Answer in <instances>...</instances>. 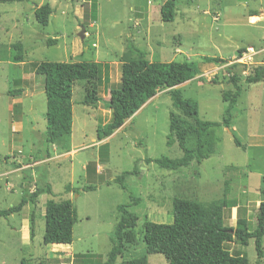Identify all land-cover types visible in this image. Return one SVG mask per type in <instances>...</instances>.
I'll list each match as a JSON object with an SVG mask.
<instances>
[{
    "label": "rangeland",
    "instance_id": "374dc122",
    "mask_svg": "<svg viewBox=\"0 0 264 264\" xmlns=\"http://www.w3.org/2000/svg\"><path fill=\"white\" fill-rule=\"evenodd\" d=\"M165 1L0 3V210L16 206L36 188L49 185L54 194H42L37 206L29 203L20 213L0 218V264H20L22 258L29 262L72 264L76 255L85 254L96 255L104 262L120 219L116 209L119 205H129L128 211L137 218L136 243L128 245L115 264L143 257L148 264H167L161 255H146L145 225L170 224L176 198L200 203L221 199L225 181L230 188L228 198L236 199L239 209L235 213L226 211L224 224L234 228L240 216L249 220L250 229L254 228L257 199L264 200V80L249 84L246 78L260 66L238 67L242 94L232 110L230 128L215 129L219 139L215 153L200 165L192 162L187 168L170 171L145 161L161 157L175 160L181 156L177 143L166 145L169 112L173 110L168 89L158 91L110 138L96 141L97 126L111 119L104 98L120 80V59L129 46L143 51L150 62L197 63L201 73L177 89L183 98L198 104L200 119L218 123L227 108L223 93L234 92L226 68L239 51L264 46V0H176L175 18L170 23L160 18ZM43 4L53 10L46 27L34 18V9ZM15 43L25 49L24 64L10 61V47ZM203 57L223 59L226 63L207 64ZM81 61L103 66L97 83L99 102L84 105L87 84L75 83L71 137L74 147L64 153L45 142L46 98L43 78L35 75L34 66L40 62ZM18 89L22 90L20 96L7 94ZM20 123L22 130L15 128ZM233 137L241 148L235 146ZM104 144L108 153L100 156L99 148ZM90 163L87 173L85 168ZM134 167L139 175L127 177L126 190H122L113 180ZM67 185L78 192L65 194ZM88 186L95 190L82 191ZM50 198L57 202L69 199L77 209L70 245L42 242L45 203ZM31 222L33 239L29 234ZM226 248L233 255L246 257L249 264H256L253 240L246 247L231 243Z\"/></svg>",
    "mask_w": 264,
    "mask_h": 264
},
{
    "label": "trees",
    "instance_id": "16d2710c",
    "mask_svg": "<svg viewBox=\"0 0 264 264\" xmlns=\"http://www.w3.org/2000/svg\"><path fill=\"white\" fill-rule=\"evenodd\" d=\"M25 0H0L3 4L22 3ZM176 0H166L160 8L162 22L174 21ZM53 10L49 4H43L34 9L37 24L46 27L49 24ZM96 15V9H95ZM54 44L53 41H49ZM10 61L23 64L25 49L21 43L10 47ZM241 53V51H239ZM207 64L224 65L226 61L219 58L203 57ZM120 80L109 88L107 108L111 119L96 128V141L101 142L110 138L126 121L131 119L158 91L169 90V97L173 110L169 112V134L166 145L171 147L177 143L181 156L172 160L166 157L146 159V163H155L158 167L170 171L187 168L194 162L200 165L214 153L219 139L215 129L223 126L230 128L232 110L242 94L241 72L239 65L226 68L231 74L229 81L234 92L223 93V101L227 103L225 117L221 123L200 119L198 104L183 98L178 86L183 85L200 73L197 63L183 62H150L146 54L134 47L128 50L120 59ZM102 65L97 62H40L34 66L36 76L43 78V91L46 98V137L45 142L58 147L62 152H70L71 135L73 129V87L76 82L83 81L87 85L84 89V105L99 102L97 95L98 82ZM264 80V67H256L246 78L249 84H256ZM11 97L22 94V90L8 91ZM235 146L241 148V143L233 137ZM100 156L108 153L107 144L99 148ZM92 164L86 166L90 173ZM133 175H139L136 167L131 172H123L113 182L122 190H126L124 180ZM95 187L88 186L84 192L94 191ZM229 183L225 181L223 197L218 200L200 203L187 199H174L172 202V222L170 224L147 223L145 225L143 242L146 255H161L167 264H249L246 257L233 255L227 244L237 243L248 246L254 241L256 264H261L264 257V200L260 202L256 214V223L250 229L249 221L245 217L237 216L234 228L224 224L225 212L234 208L239 209L236 199H229ZM65 194L77 193L78 190L67 185ZM264 195V191L262 192ZM47 194L53 197L51 187L36 188L27 198L21 199L19 204L6 210H0V218L7 219L13 214L20 213L27 204L38 205L39 197ZM135 204L138 200L134 199ZM129 205H119L116 209L120 215L117 222L112 247L103 262L92 254L76 255L72 264H115L118 257L127 251L128 245L136 243L134 228L137 218L128 211ZM45 229L42 242L44 245H70L73 241V228L78 220L76 207L71 200L55 201L47 199L45 203ZM30 239L34 238V224L29 229ZM20 264H47L46 260L29 262L21 259ZM121 264H148L145 257L124 261Z\"/></svg>",
    "mask_w": 264,
    "mask_h": 264
},
{
    "label": "built area",
    "instance_id": "2783aa9c",
    "mask_svg": "<svg viewBox=\"0 0 264 264\" xmlns=\"http://www.w3.org/2000/svg\"><path fill=\"white\" fill-rule=\"evenodd\" d=\"M262 57H264V46L262 49L248 47L241 51V53H238L236 59L232 62V65H239L243 68L251 66L264 67V59L258 61Z\"/></svg>",
    "mask_w": 264,
    "mask_h": 264
},
{
    "label": "crops",
    "instance_id": "0c3cea01",
    "mask_svg": "<svg viewBox=\"0 0 264 264\" xmlns=\"http://www.w3.org/2000/svg\"><path fill=\"white\" fill-rule=\"evenodd\" d=\"M24 64V63H23ZM109 93V92H108ZM108 95V94H107ZM106 101L108 100V96L107 97H105L104 98ZM142 109H140L138 112H140ZM137 112V113H138ZM16 129H19V130H22L23 129V125H22V123H20V124H17V126L15 127ZM72 135H73V129H72ZM72 135H71V137H72ZM74 146H73V142H72V138H71V148H73ZM259 194V193H258ZM256 196V195H255ZM260 196V195H259ZM261 201H263L262 200V197L261 198H259V199H257V204L259 205L260 204V202ZM239 205V204H238ZM236 210H237V208H234V209H232L231 210V213H235L236 212ZM247 219V218H246ZM236 220H237V218H236ZM248 220V219H247ZM249 221V220H248ZM235 225H236V221H235ZM235 227V226H234Z\"/></svg>",
    "mask_w": 264,
    "mask_h": 264
},
{
    "label": "water",
    "instance_id": "95a60500",
    "mask_svg": "<svg viewBox=\"0 0 264 264\" xmlns=\"http://www.w3.org/2000/svg\"><path fill=\"white\" fill-rule=\"evenodd\" d=\"M82 31H83V28H82ZM80 37H81V38H83V35H82V33L80 34Z\"/></svg>",
    "mask_w": 264,
    "mask_h": 264
}]
</instances>
